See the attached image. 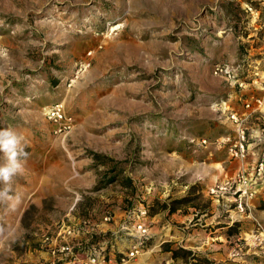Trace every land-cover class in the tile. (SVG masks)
<instances>
[{"label": "rangeland", "instance_id": "obj_1", "mask_svg": "<svg viewBox=\"0 0 264 264\" xmlns=\"http://www.w3.org/2000/svg\"><path fill=\"white\" fill-rule=\"evenodd\" d=\"M262 88L264 0H0V130L28 153L0 200V264L114 250L143 208L149 239L130 263L264 264V194H208L253 175ZM56 103L73 120L60 136ZM231 112L258 155L230 156Z\"/></svg>", "mask_w": 264, "mask_h": 264}, {"label": "built area", "instance_id": "obj_2", "mask_svg": "<svg viewBox=\"0 0 264 264\" xmlns=\"http://www.w3.org/2000/svg\"><path fill=\"white\" fill-rule=\"evenodd\" d=\"M218 72H221V70L216 69L214 71L215 74ZM262 92L264 97V88H262ZM255 102L261 104L262 100L257 98ZM245 108H250L249 101H246ZM45 116L53 124V133L57 136L66 133L73 124L72 118L65 113L62 104L56 103L47 107ZM244 118L245 114L239 115L237 112H231L227 116V119L236 127V139L229 149V154L232 158L238 160H244L248 154V142L242 126ZM199 144L201 146L206 144V140L201 139ZM253 171V175L242 172L232 178H226L216 183L209 188L208 194L216 198L228 192L232 195H237L238 198H252L258 192L264 194L263 189H257V179L259 180L264 174V150ZM139 216L144 219L146 217V209L143 208L136 214L135 218L138 220L133 219L130 221L131 227L125 226L121 229L120 237H117L114 233L110 235L113 240L119 239L120 242H123L116 249L108 251L107 246L102 245L106 241L102 242L98 247L90 244L82 247L80 245L73 247L63 245L52 252V258L46 264H128L134 261L143 252L145 243L149 239L147 227L141 222ZM101 220L103 223H108L111 220V216L106 213ZM72 231L73 229L68 227L64 232L68 236Z\"/></svg>", "mask_w": 264, "mask_h": 264}, {"label": "clouds", "instance_id": "obj_3", "mask_svg": "<svg viewBox=\"0 0 264 264\" xmlns=\"http://www.w3.org/2000/svg\"><path fill=\"white\" fill-rule=\"evenodd\" d=\"M28 153L25 151L23 137L12 129L0 130V184L5 185L0 190V200H8L9 187L12 178L24 172V165L27 161Z\"/></svg>", "mask_w": 264, "mask_h": 264}, {"label": "crops", "instance_id": "obj_4", "mask_svg": "<svg viewBox=\"0 0 264 264\" xmlns=\"http://www.w3.org/2000/svg\"><path fill=\"white\" fill-rule=\"evenodd\" d=\"M247 149H248V153L250 152L253 156L256 154V155H258L259 153L258 152H260L261 150L259 149V148H257L256 150H253V147H250V144L249 143H247ZM260 150V151H259ZM249 158H252V159H254L253 157H249ZM252 166V164H250V163H247V165L246 166H244V165H241V168H243L242 170L243 171H245V170H250L251 167ZM102 226V225H101ZM100 226V227H101ZM104 242V241H103ZM37 254V252L35 253V256H34V261H33V263L34 264H37V262L38 261H36V260H38V259H40V258H44V257H46L47 256V259L49 258V255H46V254H42V255H36ZM36 262V263H35ZM130 264H141L140 262H132V263H130Z\"/></svg>", "mask_w": 264, "mask_h": 264}, {"label": "trees", "instance_id": "obj_5", "mask_svg": "<svg viewBox=\"0 0 264 264\" xmlns=\"http://www.w3.org/2000/svg\"><path fill=\"white\" fill-rule=\"evenodd\" d=\"M183 253L187 255V252L186 251H183ZM188 254H190V253H188ZM176 257H177V252L174 251L173 252V258H176ZM201 264H203V263H201Z\"/></svg>", "mask_w": 264, "mask_h": 264}]
</instances>
